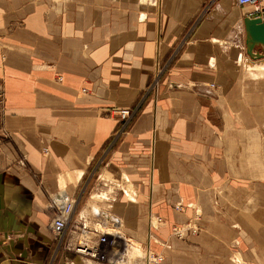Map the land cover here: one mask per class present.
Listing matches in <instances>:
<instances>
[{"label": "crops", "instance_id": "crops-1", "mask_svg": "<svg viewBox=\"0 0 264 264\" xmlns=\"http://www.w3.org/2000/svg\"><path fill=\"white\" fill-rule=\"evenodd\" d=\"M249 8L237 0H0V264L47 263L64 198L75 199L77 222L82 215L97 231L98 215L116 221L166 264L264 255V208L255 207L264 206V75L240 66L264 59L245 50ZM164 60L167 76L148 94ZM136 105L122 123L117 110ZM104 153L99 175L125 179L134 196L117 192L95 215L91 195L76 200ZM198 207L203 230L177 240L172 227ZM81 235L73 226L66 243ZM56 260L117 264L63 249Z\"/></svg>", "mask_w": 264, "mask_h": 264}, {"label": "rangeland", "instance_id": "rangeland-1", "mask_svg": "<svg viewBox=\"0 0 264 264\" xmlns=\"http://www.w3.org/2000/svg\"><path fill=\"white\" fill-rule=\"evenodd\" d=\"M177 48L179 49L180 47H176L174 49V54L177 53ZM253 61V60H252ZM263 60L260 61H255L251 62L250 60L246 59L243 62H240V66L245 68V73L248 72L251 76H257V75H264V69L262 67H256L254 64H260L263 62ZM170 60L166 61H160L159 62V67L157 73L152 76L150 82L148 83V89L147 93L150 94L151 92L156 91V87L158 85V82H162L164 77L167 76L168 73V67L170 68ZM243 63V64H242ZM254 63V64H253ZM211 85H214L213 83H210ZM3 98V97H2ZM138 105L135 107H130L131 114L132 112L135 113L137 112ZM119 110V109H118ZM118 110H117V116L118 115ZM132 117V116H131ZM130 117V119H131ZM129 119V120H130ZM128 124V123H127ZM107 153H104L100 155L94 163L90 166L88 169V172L86 173V176L82 182V186H80V191L79 195L77 197L76 202L83 203L84 198H87L88 196L91 195V201L93 205V211L96 215L104 212L106 210V204L109 203L110 199L112 196H115L117 192L124 191L125 195L129 198H133V193L132 190L129 189L130 186H128L127 182L125 179H116V177H113L109 172H106L105 174L99 175L100 172L103 170L104 166L106 165V162L108 161ZM123 188V189H122ZM254 193L255 197V202L260 203L262 202V197H261V192L258 189H255L254 191L249 190L250 193ZM256 208H264L262 205H256ZM80 210V209H79ZM200 208L196 210L194 215L184 224H179L176 225L178 229L182 232V237H179L178 235L172 234L176 236L177 240H184L186 236L188 235H195L199 233V231H202L203 228L201 229L197 223L199 217H200ZM78 212V211H77ZM199 212V213H198ZM93 213V214H94ZM75 214V212L73 213ZM107 214V213H106ZM73 216V215H72ZM78 217V214H77ZM80 221L77 222L73 217L69 220L66 229L63 231L62 235L59 238H56V248L53 250V253L48 255L47 258V263L46 264H55L56 257L58 253L63 249V250H68V251H74L75 248L78 245L79 242H86L88 245H93L96 242L97 237L100 235L101 232H104L106 230L105 226L108 225V227L114 229V236L118 234L120 236V241L118 240L119 247L124 250V252L121 254V256L117 257L115 262L117 264H138L143 262L144 256L146 253V250L149 248L150 250L154 252H159L162 253L159 250L153 249L144 242L136 241L128 236H125L121 230L119 229L117 222L116 221H107L104 219L103 216L98 215L97 220H96V226H97V231H94L91 229L86 223H83L84 217L79 216ZM108 217V215H107ZM154 220V219H153ZM102 222H106L108 224L103 225ZM155 223H158L157 221ZM84 224V225H83ZM73 226H77V228H81L82 235L78 239V241L75 244H69L66 243L65 240V234L66 231L71 229ZM107 229V228H106ZM212 229L214 230V226H212ZM264 231V228H263ZM260 233H262V229L259 230ZM113 235H110L111 237ZM130 243V244H129ZM258 243L255 242V245ZM55 245V243H54ZM53 247V246H52ZM259 247V246H258ZM53 249V248H52ZM58 252V253H57ZM163 254V253H162ZM56 256V257H55ZM84 257L87 258V256L83 255ZM164 257V254H163ZM165 259V258H164ZM56 260V261H55ZM215 264H264V255H257L256 253L253 254H241V253H228V254H219L214 258ZM165 263V262H164ZM166 264V263H165Z\"/></svg>", "mask_w": 264, "mask_h": 264}, {"label": "built area", "instance_id": "built-area-1", "mask_svg": "<svg viewBox=\"0 0 264 264\" xmlns=\"http://www.w3.org/2000/svg\"><path fill=\"white\" fill-rule=\"evenodd\" d=\"M237 3L240 6L250 7L246 12L248 16H258L261 15L263 8L260 6L257 0H237ZM3 98L2 93L0 92V112L2 110ZM119 120L122 123L128 121L131 110L130 108H122L118 110ZM61 205L58 208L55 216L53 217L50 225V229L55 238H59L63 231L66 229L67 224L71 218L72 211L75 205V199L64 198L61 201ZM172 232L179 237H182V232L178 229L177 226L172 227ZM118 239L115 236L109 237L106 231L100 234L98 242L95 245H88L86 242H79L75 248V251L85 255L87 257L94 258L98 261H106L110 263H116L115 260L117 257L121 256L124 252L119 247ZM138 264H165L164 257L162 253L154 252L149 248L146 250L144 260Z\"/></svg>", "mask_w": 264, "mask_h": 264}, {"label": "water", "instance_id": "water-1", "mask_svg": "<svg viewBox=\"0 0 264 264\" xmlns=\"http://www.w3.org/2000/svg\"><path fill=\"white\" fill-rule=\"evenodd\" d=\"M245 50L252 59L264 58V9L261 15L243 18Z\"/></svg>", "mask_w": 264, "mask_h": 264}, {"label": "bare ground", "instance_id": "bare-ground-1", "mask_svg": "<svg viewBox=\"0 0 264 264\" xmlns=\"http://www.w3.org/2000/svg\"><path fill=\"white\" fill-rule=\"evenodd\" d=\"M254 64V63H253ZM256 67H262L264 69V61L260 64H254ZM130 244V243H129Z\"/></svg>", "mask_w": 264, "mask_h": 264}]
</instances>
